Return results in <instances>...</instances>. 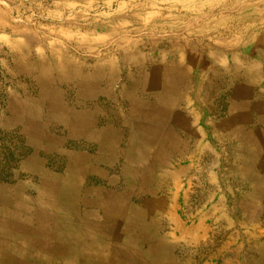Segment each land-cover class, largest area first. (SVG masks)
Listing matches in <instances>:
<instances>
[{"label": "rangeland", "instance_id": "rangeland-1", "mask_svg": "<svg viewBox=\"0 0 264 264\" xmlns=\"http://www.w3.org/2000/svg\"><path fill=\"white\" fill-rule=\"evenodd\" d=\"M173 4L0 0V264H264V32Z\"/></svg>", "mask_w": 264, "mask_h": 264}, {"label": "crops", "instance_id": "crops-1", "mask_svg": "<svg viewBox=\"0 0 264 264\" xmlns=\"http://www.w3.org/2000/svg\"><path fill=\"white\" fill-rule=\"evenodd\" d=\"M173 9L179 16L200 17L206 15L208 10L229 9L231 16L250 17L248 30L264 32V0H174ZM253 18L254 23L250 21Z\"/></svg>", "mask_w": 264, "mask_h": 264}]
</instances>
